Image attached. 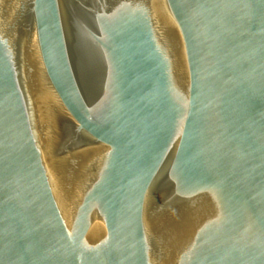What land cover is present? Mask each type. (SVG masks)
<instances>
[{"label": "water", "instance_id": "obj_1", "mask_svg": "<svg viewBox=\"0 0 264 264\" xmlns=\"http://www.w3.org/2000/svg\"><path fill=\"white\" fill-rule=\"evenodd\" d=\"M0 264H264V0H0Z\"/></svg>", "mask_w": 264, "mask_h": 264}]
</instances>
